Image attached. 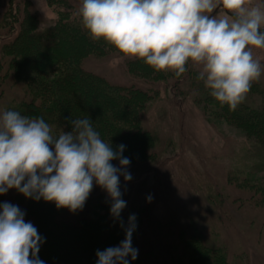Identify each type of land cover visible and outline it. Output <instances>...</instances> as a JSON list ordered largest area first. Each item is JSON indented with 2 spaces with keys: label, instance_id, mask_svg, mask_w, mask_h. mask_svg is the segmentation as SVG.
<instances>
[{
  "label": "trees",
  "instance_id": "obj_1",
  "mask_svg": "<svg viewBox=\"0 0 264 264\" xmlns=\"http://www.w3.org/2000/svg\"><path fill=\"white\" fill-rule=\"evenodd\" d=\"M58 1L48 0L55 8V21H50L37 31L33 29L38 26V18L30 14L26 0L13 2L22 18H19L15 38L3 44L0 50V60L3 59L0 61V74L7 70L10 72L8 79L0 82V90L3 92L9 85H20L24 95L31 100H22L9 110L31 118H43L56 136L61 131L71 130L69 121L72 118L88 117L104 142H110L114 150L118 144H124L126 147L122 155L127 156L130 163L151 169V164L158 158L155 151L158 140L151 130L143 127L151 93L136 86L112 83L100 74L83 70L81 60L89 56L124 54L102 38L93 39L89 35L79 15L80 0H76L75 4L63 0L55 6ZM9 4L10 0L0 3V30L9 27ZM71 27L76 30L67 34ZM13 50L18 55H13ZM125 61V70L127 68L128 72L139 74L143 79L162 82L176 79L174 70H156L142 58L133 56ZM260 63L264 66L263 61ZM193 65L194 62L189 59L185 65L186 71L179 76L197 84L199 91L196 90L195 96L200 104L205 102L207 118L227 123L240 131L248 141L247 145L241 147L240 156L232 157L224 185L233 187L232 191L237 197L249 200L253 209H261L257 216L249 217L260 225L264 220L263 75L261 73L259 79L251 83L245 99L231 110L227 104L221 105L210 95V89L204 86L202 80L196 77L195 81L190 80L195 72ZM7 96L10 97L9 94ZM117 162L111 161L114 165ZM205 189L207 197L218 210L222 208L224 204L215 185L209 182L205 184ZM11 190L12 204L25 212V221H30L44 238L37 255L45 264H95L96 250L116 246L124 238L123 227L110 217V205L104 195L96 196L91 190L82 215L75 217L66 207L57 208L54 202L43 199L34 201L15 189ZM132 213L136 216V228L131 238L133 244L135 236L142 234L137 227L138 221L143 217L149 221L150 217L145 203L135 202L120 216L125 226L128 215ZM171 224L167 225L172 228ZM190 228L193 229L192 226ZM180 236L182 241L178 251L183 253L184 264H232L228 262L225 251L219 245H207L201 233L183 231ZM166 237L164 240L171 246L172 241ZM143 239L145 242L146 239L141 236Z\"/></svg>",
  "mask_w": 264,
  "mask_h": 264
},
{
  "label": "clouds",
  "instance_id": "obj_2",
  "mask_svg": "<svg viewBox=\"0 0 264 264\" xmlns=\"http://www.w3.org/2000/svg\"><path fill=\"white\" fill-rule=\"evenodd\" d=\"M218 7L224 15L212 14ZM79 15L93 39L102 38L156 70L179 76L189 59L196 62L201 66L196 78L231 110L264 71L252 53L253 47L264 49V0H80ZM69 123L71 130L56 136L41 117L0 111V194L15 189L75 212L95 183L106 192L109 214L124 231L116 246L95 251V264H130L138 249L131 242L135 214L128 215L126 226L120 218L126 206L120 177L132 178L130 160L122 155L126 146L114 150L88 117ZM151 199L149 194L146 202ZM24 216L17 205L0 202V264H45L37 255L44 238Z\"/></svg>",
  "mask_w": 264,
  "mask_h": 264
},
{
  "label": "rangeland",
  "instance_id": "obj_3",
  "mask_svg": "<svg viewBox=\"0 0 264 264\" xmlns=\"http://www.w3.org/2000/svg\"><path fill=\"white\" fill-rule=\"evenodd\" d=\"M2 1L8 0H0V3ZM15 1L10 0L9 4V27L0 30V50L3 44L9 43L17 35L19 18L22 16H19L13 3ZM22 1L25 0H20ZM26 2L30 14H35L38 18L39 23L34 31L55 21L57 14L48 0ZM62 2L63 0L58 1L55 6ZM70 2L75 4L76 0ZM252 2L259 3L260 0ZM212 14L221 16L225 14V10L218 7ZM75 30L71 27L67 34ZM252 53L254 58L264 62V49L253 47ZM13 55H18L16 50H13ZM130 57L133 56H89L82 59L80 64L83 70L100 74L112 83L136 86L152 95L143 118V127L151 130L157 137L155 151L158 158L151 164V169L129 163L127 171L131 173V180L124 181L120 177L121 198L126 201L120 216L130 204L142 201L150 217L149 221L144 217L138 221L137 227L142 234L135 236L132 246L138 249V255L130 264H184L183 253L178 251L182 241L180 232L183 231H197L202 234L207 245H219L225 251L229 263L264 264V220L260 222V226L258 221L249 218L257 216L261 209L255 208L254 211L249 200L237 197L232 191L233 187L227 188L224 185L232 157L240 156L241 147L247 145L248 141L240 131L227 123L207 118L205 102L200 104L197 95L195 96L196 90L199 91L196 83L187 82L176 75L175 80L168 79V82L143 79L139 74L128 72L127 68L125 70V60ZM193 68L195 72L190 80L195 81L201 66L194 62ZM262 75L264 78V71ZM9 76L10 72L4 71L0 74V82ZM261 83L264 87V79ZM8 87L3 92L0 90V111L9 110L22 100H31L28 95H24L20 85ZM209 182L215 185L223 201L224 205L219 210L207 197L205 184ZM92 191L96 196L104 195L108 206L110 205L106 192L95 183ZM149 194L152 199L146 202ZM5 201L12 203L11 189L0 194V202ZM71 213L77 217L82 215L83 210ZM171 222L172 228L167 225ZM141 236L146 239L145 242L144 239L141 240ZM165 237L172 241L171 246L164 240Z\"/></svg>",
  "mask_w": 264,
  "mask_h": 264
}]
</instances>
